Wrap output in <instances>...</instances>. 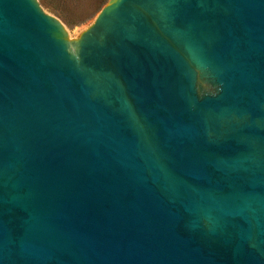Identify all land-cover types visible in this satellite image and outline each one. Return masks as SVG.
<instances>
[{
    "label": "water",
    "instance_id": "water-1",
    "mask_svg": "<svg viewBox=\"0 0 264 264\" xmlns=\"http://www.w3.org/2000/svg\"><path fill=\"white\" fill-rule=\"evenodd\" d=\"M0 264H264V0H0Z\"/></svg>",
    "mask_w": 264,
    "mask_h": 264
},
{
    "label": "rangeland",
    "instance_id": "rangeland-1",
    "mask_svg": "<svg viewBox=\"0 0 264 264\" xmlns=\"http://www.w3.org/2000/svg\"><path fill=\"white\" fill-rule=\"evenodd\" d=\"M108 0H37L47 13L62 23L69 36H76L90 24ZM207 92L215 89L200 82Z\"/></svg>",
    "mask_w": 264,
    "mask_h": 264
}]
</instances>
